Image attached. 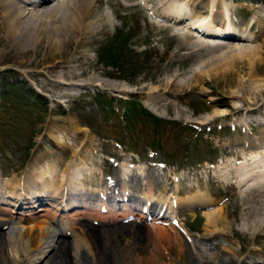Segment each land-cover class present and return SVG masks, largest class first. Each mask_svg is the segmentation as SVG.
Masks as SVG:
<instances>
[{"label":"rangeland","instance_id":"1","mask_svg":"<svg viewBox=\"0 0 264 264\" xmlns=\"http://www.w3.org/2000/svg\"><path fill=\"white\" fill-rule=\"evenodd\" d=\"M92 1L93 17L103 21L93 32H72L71 39L64 35L59 49L50 48L45 33L31 42L9 37V23L0 18L1 184L22 177L36 160H51L55 173L71 161L70 176L83 175L79 182L69 181L70 193L63 199L45 198L46 205L31 211L28 204L18 210L19 203L3 199L0 235L6 232L11 212L36 217L53 214L68 202L72 206L56 216L62 231L68 217L99 229L97 237L79 228L75 238L69 232L58 236L66 242L69 264H264V184L243 189L239 183L230 184L238 179L232 160L249 158H239L247 146L244 140L264 147V89L257 80L264 78V61L253 74L245 65L229 67L221 59L237 56L240 48L255 50L264 40L257 32L264 27V0H220L227 6L222 16L235 15L245 25L253 21L252 32L257 33V38L225 47L211 46L225 42L210 37L199 36L205 40L199 43L187 22L173 30L159 23L152 11L162 0ZM206 1L195 5L203 15ZM51 9L54 12L42 18L54 19L51 29L68 21L63 22L66 5L41 11ZM36 19L24 25L33 28ZM200 74L207 80H200ZM65 89L66 97L61 95ZM204 121L210 122L200 124ZM47 129L57 136L56 142ZM72 142L80 148L77 158H71L74 149L67 143ZM114 179H120L115 190L123 186L131 204L117 202L116 217H106L98 208L104 201L112 207L115 195L96 191L111 194L106 180ZM196 192L226 206V223L217 228L221 235L206 234L211 227L201 207L182 208L177 214L169 210L170 219L139 220L133 228L124 227L134 222L129 208L138 209L132 213L136 218L146 198L151 197L156 214L164 207L161 201L170 204L172 195L181 199ZM83 200L91 202L92 209L82 208ZM80 212L87 218L75 216ZM169 224L177 237L165 228ZM0 264H17L3 246Z\"/></svg>","mask_w":264,"mask_h":264},{"label":"bare ground","instance_id":"2","mask_svg":"<svg viewBox=\"0 0 264 264\" xmlns=\"http://www.w3.org/2000/svg\"><path fill=\"white\" fill-rule=\"evenodd\" d=\"M0 2H1L0 9L3 10L0 12V18L6 20L9 23L8 27L11 29V32L8 35L9 37L16 38L17 40L20 39L22 42L24 41L31 42L35 39L40 40L42 34L45 33L46 35L50 36L49 41L51 42H49V44H50V48L52 49L60 48V45L63 44L62 42L64 40L63 38L64 35H66L69 39H71L72 32L77 34H80L81 32L86 30H89V32H93V30H95L96 28V25L99 24V21H103L101 16L99 17L95 15V17H93L94 15L92 14L93 12L92 0H0ZM160 2L159 5L156 6L155 11H152L154 12L153 15L155 16L156 19H158L159 23L161 22L163 23L164 26L166 25L167 27H172L173 30L175 29V27H178L181 24L187 22V24L189 23V30H192L191 28H194L193 30L194 32H196V33L190 32L192 38H197V40L200 39V41H198L199 43H201V41H205L204 39H201L203 36L210 37L211 39L214 38L221 39L225 43H219V44L213 43L211 46H224V47L229 45L230 43H239L242 42V40L250 41L251 39L257 38V33L255 35V33L252 32L253 26L255 24L253 21H249L247 25H245L242 24L241 21L239 20L237 22L231 21L232 14L230 15L228 14L227 17L226 15L222 16L221 10L227 6L226 4L222 3L220 0H207L204 5L202 4L201 6L206 9L204 15L200 12V8L197 10L195 9V5L196 4L199 5L202 2V0H162ZM49 5L54 7L66 5L68 8L66 14L69 17L65 16L63 18V22L65 18H68V21L64 22L63 24L57 22L56 25H54L55 27L51 29L50 24L54 22L52 21L54 19H51L50 22H48L45 21L44 19L42 20V18H44L45 13L49 12L51 14L54 12V10L51 9L47 12L41 11L44 7H47ZM145 9H149V8L146 6ZM229 9H230L229 11L231 12L232 6ZM30 13H33L34 15L30 16L29 15ZM34 17H37L33 25L34 27L33 28L29 26L26 27L24 24L26 22H30V23L33 22L32 19H34ZM259 17L260 14L255 17V20H258ZM257 32H259V34L261 36L263 35L262 37H264L263 26H260ZM197 33L200 35H197ZM189 35L190 34L188 33L186 37L189 38L190 37ZM202 43L204 44V42ZM261 47L264 48V40L259 43V46L255 48V50H251L249 48L237 49L238 51L236 54L237 56H233V58L232 57L229 58L230 59L229 62H228L229 59H226V57L221 56V59L225 60L223 61L224 64L225 65L227 64L229 67H239V65H245L250 70H253L254 71L253 74H255V68L257 67V65L262 64L264 61V52L261 50ZM226 61L228 63H226ZM199 78L200 80H204V81L205 79L207 80L206 75H203L202 77V75L200 74ZM257 80L259 82L258 85L262 86V88L264 89V78L261 77L258 78ZM91 83H93V80L87 82L88 85L89 84L91 85ZM68 88L70 89L71 87L68 86ZM65 91H67V89H65L63 94L61 95H64L66 97ZM126 92L128 93L130 91L126 90ZM235 96L240 97L238 95ZM254 104L256 103L254 102ZM239 109H237L236 111L240 112ZM224 113L225 112H221V114ZM225 117H227L226 113L224 114V118ZM207 121H204L200 124L204 125L210 122ZM47 132L49 133L50 137L56 142L58 139L57 136L53 135L54 133L51 132L49 129H47ZM84 136H86V133ZM68 137H72L70 133H68ZM260 142L263 143L262 141ZM253 143L254 144H252L251 142L248 143L246 142V140H244L243 144H246L247 146H245L243 150H241V156L239 157V158L242 157L245 158L246 156L249 155L248 156L249 158H246L245 160H235V161L232 160L233 162H235L236 166H238L234 169L235 172L237 173L238 179L232 180L230 182L231 185L239 183L238 184L239 188L240 187L242 188L244 187V185L245 187L246 186L253 187L255 185L259 186L260 184H264L263 183L264 179L257 181V178L264 176V147H258L255 142ZM67 144H71L72 146L71 150L74 149L71 158H77V156L79 155L80 148L76 150L74 148L75 147L74 142ZM67 144L66 143L64 144L65 148L67 147ZM246 149H248V151H246ZM256 149L258 150L261 149V150L259 152H256L255 151ZM46 158L47 157H45V159ZM42 161L43 160H36L35 162L36 164H32L26 170V173L19 179L13 177L10 180H6V181L4 180L5 182L2 184L0 180V205L4 204L2 202L3 199L12 200L15 203L16 202L19 203L18 210H22L23 208L22 205L28 204V208H30L29 211H31L35 209L36 206L40 207L42 205H46L43 204L45 198H49L53 200L54 198L56 199L58 195H60L61 198L63 199V195L66 194L68 195L70 193V191H68L67 189L69 181L72 180L79 182L83 179V175L81 176V179L80 177L79 178L75 177L74 174H71L70 176V173H68L67 168L70 167L71 161L69 162V164L66 162L65 169H63L62 171L59 170L58 173H55L57 171V168L54 165L49 164L51 160H47L46 163ZM78 161L80 164L83 165L82 167H84V163L82 159H79ZM84 170L90 171L86 168H84ZM253 172L254 174H252ZM252 177H255L256 179H252ZM244 181L246 182L249 181L251 183L246 184V182ZM118 182H120V179H118L117 181L113 180L114 184L110 183V186H114L112 189L113 194L115 188H117L119 184ZM120 188L122 191L119 189L118 192L117 190V192L115 193L116 195L125 194L123 190V186H120ZM96 192L99 193L101 192V190H97ZM102 192H104V190ZM196 193H197L196 195L186 196L181 199L176 198L174 195H172L171 196L172 202L168 205V209L173 213H177L178 210L182 208L186 210H193V208L195 207L196 208L201 207L206 218L207 228L211 227V230L208 229L205 230L206 234L208 236L213 235V237L217 234L221 235L220 234L221 230L220 232H218L217 228L219 226L225 225L226 223L225 222L226 217H224L222 214L226 206L222 204L221 200H218L216 202L211 201L212 200L211 198L205 199L207 197V194L199 195L200 194L199 192ZM26 195H31V196L30 197L28 196L29 197L28 198ZM120 198L125 202L127 201L126 202L127 204H131L129 198L125 197V195H123ZM150 199L151 197H149L148 199L146 198L147 202H149ZM66 200L68 201V197ZM86 200L85 201L83 200L84 203L82 208L92 209L91 208L92 203L91 202L89 203ZM161 202L163 205L168 204V202L165 201H161ZM67 203L68 202H66L64 206L61 207V209L55 208V211L53 212V214L55 215L49 212L48 214L35 217V216H30V213H23V211L11 212L13 216H11V218L6 223L7 224L6 232L0 235V246H3L12 253L13 258L17 261V264H34L36 261L46 257L48 260L45 264H69V260H68L69 251L67 250L66 242L60 240L58 236H65L64 234L69 232L70 235H73L75 238L76 229L79 228V230L84 235L88 233L89 236L90 234H92L93 237H97L98 235L97 233L99 232L98 231L99 229H91L88 226H86L84 223L82 222L76 223L72 221L71 219L72 217L66 216L68 218L63 223L64 228L62 231V229L58 227L59 221L56 216L58 215L57 214L58 211H59L58 213L66 212L67 207L69 208L70 206H72L71 204L67 205ZM101 205H102L101 208L103 210H107L108 212L106 213V217H116V213L114 214L113 212V209H115V205H112V207L109 205L105 206L104 202H102ZM123 206L125 207L126 204H124ZM154 209L155 207L153 206L152 203L149 207V210L148 208H145L144 213L139 214L138 218L148 219V217H158V216L161 218L166 217L163 216L164 214L159 212L160 210L155 215ZM125 210H127L126 207ZM1 211L4 212V210H0V212ZM134 212H136V209L133 206L131 207V212L129 213L130 215H132V213ZM78 215L79 216L81 215V217L83 218L84 217L87 218V216L83 212H80L75 216ZM66 217L63 218L66 219ZM80 220L81 219H79V221ZM134 221H136V219ZM135 226H136L135 222H131L129 224L124 225V227H131V228ZM165 228H167L172 233H174V235H176V231L173 225L171 224L166 225ZM75 244L78 246L76 241ZM68 249H69V245H68ZM102 258H100L101 261L107 262V259L105 257L103 259ZM207 259L209 260L210 257Z\"/></svg>","mask_w":264,"mask_h":264}]
</instances>
